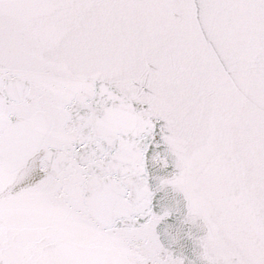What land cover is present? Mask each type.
Wrapping results in <instances>:
<instances>
[{
  "label": "snow or ice",
  "instance_id": "obj_1",
  "mask_svg": "<svg viewBox=\"0 0 264 264\" xmlns=\"http://www.w3.org/2000/svg\"><path fill=\"white\" fill-rule=\"evenodd\" d=\"M0 264H264V0H0Z\"/></svg>",
  "mask_w": 264,
  "mask_h": 264
}]
</instances>
